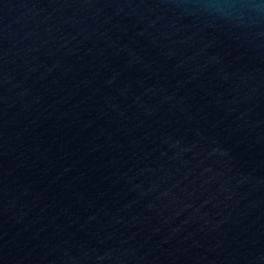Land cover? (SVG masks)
<instances>
[{
    "label": "water",
    "instance_id": "1",
    "mask_svg": "<svg viewBox=\"0 0 264 264\" xmlns=\"http://www.w3.org/2000/svg\"><path fill=\"white\" fill-rule=\"evenodd\" d=\"M0 264H264V0H0Z\"/></svg>",
    "mask_w": 264,
    "mask_h": 264
}]
</instances>
